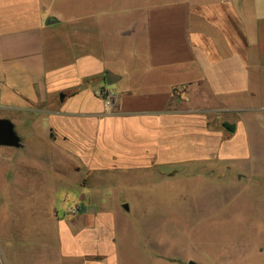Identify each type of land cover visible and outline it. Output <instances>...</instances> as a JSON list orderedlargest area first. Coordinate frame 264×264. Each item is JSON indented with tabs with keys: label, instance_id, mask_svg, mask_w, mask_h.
<instances>
[{
	"label": "crops",
	"instance_id": "crops-1",
	"mask_svg": "<svg viewBox=\"0 0 264 264\" xmlns=\"http://www.w3.org/2000/svg\"><path fill=\"white\" fill-rule=\"evenodd\" d=\"M0 119L19 139L0 160L15 161L26 203L0 231L3 264L184 261L166 216L130 226L117 193L194 180L199 223L264 202V0H0ZM254 211L238 221L251 237L199 241L197 263L264 264Z\"/></svg>",
	"mask_w": 264,
	"mask_h": 264
},
{
	"label": "rangeland",
	"instance_id": "rangeland-1",
	"mask_svg": "<svg viewBox=\"0 0 264 264\" xmlns=\"http://www.w3.org/2000/svg\"><path fill=\"white\" fill-rule=\"evenodd\" d=\"M0 162H2V165L0 166L1 231L2 228H9L12 224V221H19L20 223L22 222V218L25 215V212L22 209L24 204L26 203L21 199L22 196H16L14 192V189L16 187L11 184L12 181L10 182L7 178V175L11 170L10 164L14 163L15 161L13 159L10 160V158H3L0 160ZM163 172H170V170H165ZM152 181L153 182L149 184L142 182L141 184L135 186L131 185L130 190L127 189L123 193H117V198H119V201L117 202L122 201L123 204L129 205V212H123V215L126 218L128 225L130 226L138 227V223H140V220H142L143 217H155L157 213L161 216H166V220L168 221V228H172L175 231L173 239L174 242L177 243L183 241L184 245L186 247L188 246L189 248V251H187V254L189 255L188 259L184 261L179 260V262H176L174 264H187L189 261H194L197 263V248L199 241L201 243L206 241V243L213 244L215 242H233L239 240L241 237H245V234H248V237H251V233H248L250 231V224L244 227V230L246 227H248L249 231L246 232L245 230V232H242V224L238 223V221L240 220V218H242V216H246L241 213L242 210L251 209L252 211V204L254 206V209H260V212L263 213V217H261L259 221L262 225H264V202L258 205V203L253 201V199L248 203L247 200H243L241 201L240 205H238V201L235 203H230L228 207L223 208L221 212L224 214V216H228L229 214H231L230 212H233V214L231 215L232 217L228 218L229 220L221 219L220 215L223 214L219 213L218 217L212 218L210 222L204 221L199 223L196 215L198 213V210L195 208L196 206L191 203V201H193L191 199H197V197L199 196V187L196 181L183 179L181 177H176L172 180L160 179L157 175L153 176ZM107 188L109 189L110 187L106 185H99V192L97 193L103 195V193L105 194V190H107ZM62 193L64 194V191H62ZM141 195H149V197H152L148 199H141ZM74 208L78 209V206L75 205L71 208H67L66 210L69 212ZM186 208L188 209V211L186 210ZM235 210H237V212H235ZM183 211L185 213L187 211V214H185L184 216L182 214ZM255 211L253 213V217H255V224L257 225L259 222L257 221V217H259V214ZM236 213L237 215L235 216ZM235 227L237 228V231H235L234 229L233 231H231V228ZM255 227L256 229H258V232L256 230H254L253 232L252 236L254 241H263L264 229L261 230L259 226ZM177 230L178 233H176ZM0 264H3L1 255Z\"/></svg>",
	"mask_w": 264,
	"mask_h": 264
},
{
	"label": "water",
	"instance_id": "water-1",
	"mask_svg": "<svg viewBox=\"0 0 264 264\" xmlns=\"http://www.w3.org/2000/svg\"><path fill=\"white\" fill-rule=\"evenodd\" d=\"M105 81L107 84L113 83V75L105 74ZM0 146L2 147H18L19 139L12 131V125L9 121L0 119ZM187 264H198L194 261H189Z\"/></svg>",
	"mask_w": 264,
	"mask_h": 264
},
{
	"label": "built area",
	"instance_id": "built-area-1",
	"mask_svg": "<svg viewBox=\"0 0 264 264\" xmlns=\"http://www.w3.org/2000/svg\"><path fill=\"white\" fill-rule=\"evenodd\" d=\"M96 95L101 98L104 102V105L107 109L113 108L115 104V94L105 88H98L95 91ZM76 209H72L71 212L75 211Z\"/></svg>",
	"mask_w": 264,
	"mask_h": 264
}]
</instances>
